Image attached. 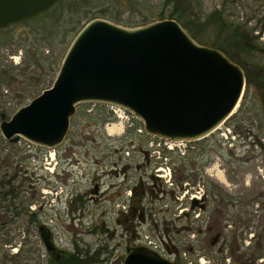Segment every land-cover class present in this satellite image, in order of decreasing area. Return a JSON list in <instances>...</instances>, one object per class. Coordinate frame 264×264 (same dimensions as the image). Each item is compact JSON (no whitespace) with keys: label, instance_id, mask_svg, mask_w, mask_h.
<instances>
[{"label":"rangeland","instance_id":"1","mask_svg":"<svg viewBox=\"0 0 264 264\" xmlns=\"http://www.w3.org/2000/svg\"><path fill=\"white\" fill-rule=\"evenodd\" d=\"M191 1L192 4L186 0H59L35 18L0 30V114L8 118L52 85L70 42L95 18L133 28L175 20L169 18L170 13H175L192 29L193 34L187 33L197 43L227 50L249 74V84L245 82L236 107L225 121L205 137L186 143L184 155H178L177 149L163 152L168 160L161 155L152 158L149 150L157 145L158 138L146 134L142 123L131 115V126L123 124L122 133L108 135L105 127L117 124L118 119L98 103L76 105L66 137L54 149L35 146L23 138L11 143L0 134V164L20 169L19 181L24 180L29 201L27 215L35 213V219L49 228L59 250L78 254L87 264H121L125 247L133 242L131 236L135 233L157 243V237L167 236L180 252L189 249L191 231L182 225L191 230L194 224L191 218L178 217L177 210L185 206V197L177 201L175 196L183 195L184 182L188 183L185 196L197 195L200 164H205V180L223 186L235 196L248 197L253 215L251 227L264 228V0ZM217 13L222 15V21ZM211 14L215 17L208 20ZM236 25L241 35L233 38ZM244 42L263 51L246 52ZM158 148L164 151L162 146ZM144 150L148 151V161ZM49 154L54 159L46 163ZM156 167L164 168V179L170 176L172 189L155 176ZM223 174L230 183L227 187L221 181ZM151 183L155 188L144 195L140 189L145 190ZM35 188L44 192L41 204L36 200ZM133 192L137 198L142 195L147 219L139 226L134 222L135 233L130 228L125 230L127 222L122 223L119 217L120 208L128 209ZM23 222L27 231L21 236L12 233L7 238L0 237V264H21V257H14L17 251L13 250L24 243L28 248L40 247L37 264H48L34 224L28 222L27 216ZM203 253L212 264L214 254L208 250ZM196 258L195 252L186 253V259L177 264L189 260L197 264Z\"/></svg>","mask_w":264,"mask_h":264},{"label":"water","instance_id":"2","mask_svg":"<svg viewBox=\"0 0 264 264\" xmlns=\"http://www.w3.org/2000/svg\"><path fill=\"white\" fill-rule=\"evenodd\" d=\"M59 0H0V30L35 18ZM244 70L222 51L197 43L175 20L128 28L95 18L67 47L52 85L9 118L0 134L48 149L66 137L76 105L119 107L143 130L171 142L214 131L236 107ZM122 264H174L145 245H127Z\"/></svg>","mask_w":264,"mask_h":264},{"label":"flooded vegetation","instance_id":"3","mask_svg":"<svg viewBox=\"0 0 264 264\" xmlns=\"http://www.w3.org/2000/svg\"><path fill=\"white\" fill-rule=\"evenodd\" d=\"M143 154L147 160V153L143 152ZM204 165H199V174H196L199 178L196 182L197 189L195 190L199 197L198 199L195 198L192 201H188L190 194L187 197L185 196L188 193V183L184 182L183 184L184 204L189 207L188 211H185L180 216L181 218L189 219L192 212L198 213L197 218L194 220L196 253H198V257L203 258V260L208 258L203 253L204 250H208L214 254L211 258L212 264L213 262L214 264L216 262L218 264H264V261H262L264 257V228L253 229L251 227L250 223L253 221V215L249 212V198L235 196L234 192L227 190L223 186L205 180L202 174ZM19 173L20 169H13L8 165L0 164V237L7 238L12 233L21 236V234L25 233L27 229L23 218L27 216L28 222L32 226L34 224V233L38 241L45 248L44 254L48 264H50V261L57 262L63 256L65 258L70 256L79 258L78 254L59 250L54 245L49 228L43 226L35 219V213L29 212V215H27L29 201L26 199L22 185L24 180L21 179L19 181ZM221 181H223L222 183L225 187L230 184L225 174H223V180ZM154 185V183L148 184L144 187L145 190L140 189V191L144 195H148L155 188ZM34 192H37L38 198L36 200H38L39 204L43 203V196L41 195L44 193L43 190L35 188ZM133 195L134 197L131 199L128 209L126 212L119 211V217L122 223L127 222L125 230L130 228L131 232L135 233L136 226L134 224L136 223L139 226L147 219L143 211L142 195L139 197L140 199L137 198L135 192H133ZM182 227H185L184 229L186 230L189 229V227L187 228L184 225ZM136 236L138 234H132L131 238L134 239ZM157 239L167 252L175 251L178 253L180 251L179 248L173 245L169 237L165 236V238H162L159 236ZM2 245L6 246V244ZM19 246L20 249L13 250L14 252L17 251V254L13 256H20L21 264H37V258L41 257L40 247L37 249L34 245L28 248L25 243ZM207 260L210 263V259L208 258ZM257 260H259V263H255Z\"/></svg>","mask_w":264,"mask_h":264},{"label":"built area","instance_id":"4","mask_svg":"<svg viewBox=\"0 0 264 264\" xmlns=\"http://www.w3.org/2000/svg\"><path fill=\"white\" fill-rule=\"evenodd\" d=\"M109 108L113 111V113H115L117 119L124 120L125 123H127L128 126L132 125L131 122H130L129 116L127 114H125L124 111H122L119 108H115V107H109ZM117 111H119L120 113H118ZM149 145H150V147H152V144H149ZM185 145H186V142H170V141H167V140L159 139L158 142H157V145H156L157 147L155 146L154 148H152V149L150 148V149H151L152 155L153 154L155 155V153L157 154L156 157H159L158 155H162L163 151H161V149L158 148L160 146L163 147L164 152H170V151H174L175 149H177V151L179 152L180 155H184V153H185ZM49 157H50L49 158L50 160H49V162H46V163H50L54 159L53 155L51 156L49 154ZM163 158L165 160H168V157H163ZM154 171L156 173L155 176H157V177H159L161 179L165 178L166 174H164L165 172H164V168L163 167H156V168H154ZM160 171H163V174H160ZM167 171L169 173V169ZM169 179H170V176H169L168 179H164L163 181L165 182V184L167 183V186L169 185L168 187L171 188L172 183L168 182ZM129 195H130V192H129ZM183 197H184L183 195L179 196V197L176 196V199L177 200H181ZM195 198L198 199L199 197L195 193H192V194H190V196L188 198V201H192ZM188 207L189 206L186 205V204H185V206L179 207L178 210H177L178 215H183V213L185 211H188ZM120 209L125 210V208H123V207L120 208ZM197 216H198L197 212H195V211L192 212L193 219H196ZM194 237H195L194 233H191L189 235V238L191 240H193ZM136 242H141V243L145 244L146 246L158 251L161 255L167 257L171 261H175L176 260V255L174 253H168L165 250L164 246H162L160 243L155 242L153 239H148L147 236H144L142 238H137ZM181 257H183V259H186V253L182 252L181 253ZM197 261H198L197 264H207L208 263L207 260H205V259L203 260V258H201V257H199L197 259ZM186 264H195V263L189 260V261H186Z\"/></svg>","mask_w":264,"mask_h":264},{"label":"trees","instance_id":"5","mask_svg":"<svg viewBox=\"0 0 264 264\" xmlns=\"http://www.w3.org/2000/svg\"><path fill=\"white\" fill-rule=\"evenodd\" d=\"M187 1V4H192V1L191 0H186ZM217 16L216 17H218L219 18V20L220 21H222V15L221 14H219V13H217L216 14ZM214 18L215 16H213V14H211L210 15V17L208 18V20L210 19V18ZM169 18H175V20L178 22V23H180L181 24V26L187 31V32H189V33H191V34H193V31H192V29L191 28H188L189 26H188V24L187 23H185L181 18H180V16H177V14H175V13H170L169 14ZM241 31H240V27H239V25H236V27H235V29H234V35H233V38L234 37H237V36H240L241 34ZM240 34V35H239ZM244 38V37H243ZM244 45H245V50H246V52H250V51H253V50H255V49H259V48H256V46L255 45H253V44H248V43H245L244 42ZM260 50V49H259ZM260 51H263V50H260ZM222 52L228 57V58H230L233 62H235L236 64H240V63H238L235 59H233V55H231V54H229L228 52H227V50H222ZM239 52H237V54L236 55H239L238 54ZM240 56V55H239ZM237 59V58H236ZM241 66V65H240ZM244 73H245V82L246 83H248L249 84V74H248V72H247V70L245 71L244 70ZM104 106V105H103ZM137 205H139V204H137ZM50 264H87V261H85L84 259H80V258H77V257H75V256H70L69 258H65L64 256L63 257H61L57 262L56 261H54V262H52V261H50L49 262Z\"/></svg>","mask_w":264,"mask_h":264},{"label":"bare ground","instance_id":"6","mask_svg":"<svg viewBox=\"0 0 264 264\" xmlns=\"http://www.w3.org/2000/svg\"><path fill=\"white\" fill-rule=\"evenodd\" d=\"M122 130V123H117V124H112L108 125L106 127V132L111 135V134H117ZM221 178V177H220Z\"/></svg>","mask_w":264,"mask_h":264},{"label":"crops","instance_id":"7","mask_svg":"<svg viewBox=\"0 0 264 264\" xmlns=\"http://www.w3.org/2000/svg\"><path fill=\"white\" fill-rule=\"evenodd\" d=\"M123 132V128H122V130L119 132V133H117L116 135H118V134H120V133H122Z\"/></svg>","mask_w":264,"mask_h":264}]
</instances>
